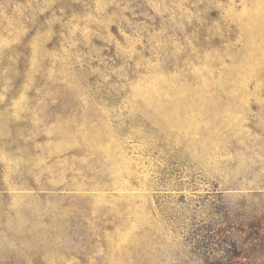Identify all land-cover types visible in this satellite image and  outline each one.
I'll list each match as a JSON object with an SVG mask.
<instances>
[{"label": "rangeland", "instance_id": "rangeland-1", "mask_svg": "<svg viewBox=\"0 0 264 264\" xmlns=\"http://www.w3.org/2000/svg\"><path fill=\"white\" fill-rule=\"evenodd\" d=\"M0 264H264V0H0Z\"/></svg>", "mask_w": 264, "mask_h": 264}]
</instances>
